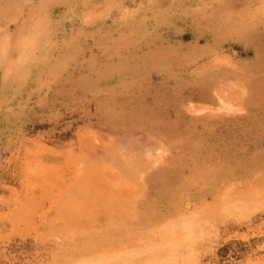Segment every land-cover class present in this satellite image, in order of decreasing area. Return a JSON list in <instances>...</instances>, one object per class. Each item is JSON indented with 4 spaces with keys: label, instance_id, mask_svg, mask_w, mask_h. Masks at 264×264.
I'll return each instance as SVG.
<instances>
[{
    "label": "rangeland",
    "instance_id": "obj_1",
    "mask_svg": "<svg viewBox=\"0 0 264 264\" xmlns=\"http://www.w3.org/2000/svg\"><path fill=\"white\" fill-rule=\"evenodd\" d=\"M34 1L0 12L17 27L0 46V264H201L234 243V264H264V222L241 228L264 215V0ZM208 119L223 129L222 225L240 233L203 229L185 200L159 209L132 256L74 261L78 229L109 216L136 242L145 175L197 160Z\"/></svg>",
    "mask_w": 264,
    "mask_h": 264
},
{
    "label": "crops",
    "instance_id": "obj_2",
    "mask_svg": "<svg viewBox=\"0 0 264 264\" xmlns=\"http://www.w3.org/2000/svg\"><path fill=\"white\" fill-rule=\"evenodd\" d=\"M34 4L36 3L33 0H7L0 2V9L2 8L0 12L6 11L15 19L16 16L31 15ZM7 23L0 22V46L6 44L2 42V37H9L10 33L8 32L17 30L16 22ZM18 29L20 28L18 27ZM201 123L204 124L198 125V127H204L205 129L197 130V133H202L200 135L204 138V141L201 142L198 150L200 155L197 160L186 161L187 159H184L181 168V165L175 163L177 160L171 158L173 162L169 166L170 172L165 177L167 178L166 181L160 180V172L157 173L156 170L145 175L144 188L135 206L137 226L135 225L136 234L132 238L136 242L132 243L131 246H129V243H123V236L126 234L128 236V230H124V226L120 224V221L112 220L109 216L108 220L100 222L99 229H94L92 232H80V229H78V234L73 237L71 245L74 261L79 262L85 258L90 259L93 258L92 255H104L113 247L121 254L128 252L132 256V253L136 250L139 251L140 247L144 246L145 239L153 232L147 228L151 224L159 222L157 217H159L161 207L176 206L183 208L185 200L188 201L187 207L191 215L189 218L191 220L200 219L199 224L203 229L204 227L207 231L219 229L220 235L224 232L240 233V227L235 229L234 226L222 225L223 209L221 200L224 190L223 129L215 120H201ZM163 148L166 150L167 157L169 152L164 146ZM160 159L159 156L158 161ZM177 163L180 162L177 161ZM18 167H20V163L16 162L13 171L17 170ZM145 172L141 173V177ZM140 179L139 188H141ZM132 207L133 201H131L130 210L128 212L123 210L121 214L129 219ZM199 214L201 216H198ZM165 216L170 217L171 215ZM262 222H264V215L254 218L249 224L242 226V232H248ZM86 247L88 249H85ZM141 249L144 250V247Z\"/></svg>",
    "mask_w": 264,
    "mask_h": 264
},
{
    "label": "built area",
    "instance_id": "obj_3",
    "mask_svg": "<svg viewBox=\"0 0 264 264\" xmlns=\"http://www.w3.org/2000/svg\"><path fill=\"white\" fill-rule=\"evenodd\" d=\"M238 245L240 244L234 243L228 246L225 251L223 249L226 245H222L221 248L215 252V254L208 255L203 258L201 264H234L238 260H241L243 256L242 249Z\"/></svg>",
    "mask_w": 264,
    "mask_h": 264
},
{
    "label": "bare ground",
    "instance_id": "obj_4",
    "mask_svg": "<svg viewBox=\"0 0 264 264\" xmlns=\"http://www.w3.org/2000/svg\"><path fill=\"white\" fill-rule=\"evenodd\" d=\"M222 99V98H221ZM185 107V106H184ZM188 111H190V113L192 112L193 114H196V115H199V114H202L204 113L207 109H209V107H205V106H197V105H194V104H186V107H185ZM230 108V107H229ZM229 111L231 112L232 110L229 109ZM235 112V111H233ZM120 152V150H119ZM52 153V152H51ZM166 153V150L163 149V148H157V149H152V148H148L145 150L144 154H146V159L149 161L150 165H153L155 164L158 159H159V156H163L164 154ZM54 154H57L56 152H53L52 155ZM58 155V154H57ZM118 160L120 161V164L123 163V161L125 163H127L126 161H128L127 157L125 154H121V156L118 158ZM117 161V160H116ZM130 163V161H128ZM122 167V166H121ZM141 177V172H137L136 174V181H139ZM135 178V177H133ZM135 180V179H134ZM51 216V215H50Z\"/></svg>",
    "mask_w": 264,
    "mask_h": 264
}]
</instances>
